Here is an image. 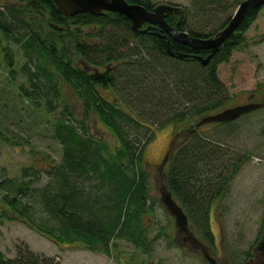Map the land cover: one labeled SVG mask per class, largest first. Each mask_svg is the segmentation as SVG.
Instances as JSON below:
<instances>
[{"label": "trees", "instance_id": "16d2710c", "mask_svg": "<svg viewBox=\"0 0 264 264\" xmlns=\"http://www.w3.org/2000/svg\"><path fill=\"white\" fill-rule=\"evenodd\" d=\"M127 1L148 10L155 6L149 0ZM226 2L194 0L193 9L215 11L223 9ZM260 9L248 10L235 34L223 42L207 65H202L195 57H170L165 40L169 39L170 48L176 53L205 57L208 51L191 49L169 36L162 38L158 33L163 32L153 27L143 33L132 32L130 20L120 13L106 12L101 16L80 13L65 19L56 12L53 0L0 4V40H15L26 57L22 71L30 87L21 86L19 94L34 107L41 106L43 100L49 112L62 97L60 84H65L79 97L85 112L94 110L99 115L117 141L110 150L105 140L89 134L86 126L73 119L65 105L55 119L53 130L62 148V162L47 171L57 178V188L42 191L46 197L45 209L59 222L57 232L46 233L35 225L30 207L20 208L21 200L11 197L8 205L18 218L56 244L77 241L90 249L107 252L111 239L125 238L148 252L146 236L152 224L146 226L144 220H148L151 205L142 150L153 136L151 120L156 114L155 120L161 117L158 127L167 122H194L185 133H175L164 181L186 213L191 229L206 246H212V204L224 195L246 156L230 154L222 143L201 136V126L190 131L200 118L226 108L228 95L218 77L217 66L227 62L232 52L243 44L244 34ZM184 13L183 18L165 19L176 29L196 37L214 35L231 18L228 16L205 34L187 30ZM86 26L91 27V32L83 30ZM130 42H135L134 46ZM3 51L13 73L14 56L7 47ZM103 62H114L115 66L102 71L99 66ZM108 88H115L116 99H106L102 94L101 90ZM232 122L208 124L218 128ZM144 126L148 133L143 135V143L135 144L126 129ZM0 170L4 174L0 185L13 184L18 194L26 192L27 187L23 188L19 180L28 169L20 171L19 176L15 159L1 148ZM16 250L14 258L0 253V264H55L53 259L36 255L25 245Z\"/></svg>", "mask_w": 264, "mask_h": 264}, {"label": "rangeland", "instance_id": "374dc122", "mask_svg": "<svg viewBox=\"0 0 264 264\" xmlns=\"http://www.w3.org/2000/svg\"><path fill=\"white\" fill-rule=\"evenodd\" d=\"M17 1L0 0V4L10 5ZM149 1L153 5L181 7L187 14L186 29L206 34L233 15L239 0H228L223 9L204 12L193 9L194 0ZM90 28L86 26L83 30L91 32ZM134 44L129 43L130 46ZM4 47L11 50L14 56L13 73H10L4 59ZM25 63L23 49L15 40H0V148L15 159L19 176L20 171L28 169L25 177L19 180L23 188L27 187L25 193L18 194L13 184L0 185V253L14 258L17 247L25 245L34 254L53 259L55 264H209L199 251L182 239L172 216L159 202L160 191L165 185L164 172L168 158L163 160L171 151L175 133H185L194 122H167L158 127L161 117L157 116L158 120H155L156 114L152 115L153 136L142 150V157L147 163L144 173L147 178L148 204L151 205L148 220H144L146 226L152 224L146 236L149 241L148 252L136 248L125 238L111 239L107 252L90 249L77 241L56 244L18 218L8 205L11 197H18L22 201L20 208L30 207L35 225L45 232H57L55 229L59 222L45 209L46 197L42 191H53L50 187L57 188V178L47 171L62 162V148L53 130L55 119L65 105H68L73 119L86 126L89 134L105 140L110 150L117 144L115 136L99 115L94 110L85 112L79 97L65 84H60L62 97L54 102L49 112L45 110L43 100H40L42 103L39 108L24 99L19 94V88L30 87L22 71ZM28 66L32 67L30 64ZM111 66H115V63L103 62L99 69L103 71ZM217 74L226 87V108L241 105L250 99L262 106L243 114L226 127L217 128L211 124L200 127L201 136L222 143L230 154L246 156L224 195L212 204L210 226L214 244L207 245V249L219 264H264V251L257 249L264 237V5L246 30L243 44L232 52L227 62L218 64ZM101 91L106 99L118 97L115 88ZM247 95H250L249 99ZM71 123L78 126L74 121ZM126 131L135 144H141L147 128L128 127ZM3 181L4 174L0 170V183ZM194 235L198 237L195 232Z\"/></svg>", "mask_w": 264, "mask_h": 264}, {"label": "water", "instance_id": "95a60500", "mask_svg": "<svg viewBox=\"0 0 264 264\" xmlns=\"http://www.w3.org/2000/svg\"><path fill=\"white\" fill-rule=\"evenodd\" d=\"M56 12L63 18L68 19L80 13H89L101 16L106 12L120 13L126 16L131 23V31L143 33L147 28L153 27L163 34L162 38L169 36L173 41L197 51H208L205 57L193 54L176 53L170 48L169 39L165 40L166 52L170 57L197 58L202 65H207L213 55L219 50L225 40L235 34L245 14L250 9L260 8L264 0H242L236 7L228 23L208 37L190 36L186 31H180L166 21V17L173 19L183 18L184 10L179 6L169 4H158L152 10L146 9L140 4L129 3L127 0H53ZM144 25H147L144 27ZM260 107L259 103H246L225 108L219 112L206 115L199 119L192 131L208 123H226L238 119L241 115ZM190 131V132H192ZM167 155L163 161H165ZM160 201L172 216L178 233L191 244L194 250L199 251L209 264H219L210 254L206 246L196 237L189 227L188 217L182 207L173 198L171 191L164 185L160 191ZM264 251V237L257 247Z\"/></svg>", "mask_w": 264, "mask_h": 264}, {"label": "flooded vegetation", "instance_id": "af4514ba", "mask_svg": "<svg viewBox=\"0 0 264 264\" xmlns=\"http://www.w3.org/2000/svg\"><path fill=\"white\" fill-rule=\"evenodd\" d=\"M176 6V5H175ZM184 10V9H183ZM168 18V17H167ZM250 95H247L246 97L248 98ZM249 99V98H248ZM249 102H252L251 101V99L250 100H247V101H245L243 104H246V103H249ZM261 104V103H260ZM262 105V104H261ZM184 241H187L185 238H184V236H183V238H182Z\"/></svg>", "mask_w": 264, "mask_h": 264}, {"label": "bare ground", "instance_id": "6f19581e", "mask_svg": "<svg viewBox=\"0 0 264 264\" xmlns=\"http://www.w3.org/2000/svg\"><path fill=\"white\" fill-rule=\"evenodd\" d=\"M183 209V208H182Z\"/></svg>", "mask_w": 264, "mask_h": 264}]
</instances>
